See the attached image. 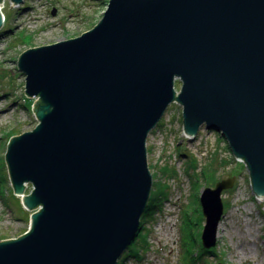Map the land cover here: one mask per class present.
I'll list each match as a JSON object with an SVG mask.
<instances>
[{
  "label": "water",
  "instance_id": "1",
  "mask_svg": "<svg viewBox=\"0 0 264 264\" xmlns=\"http://www.w3.org/2000/svg\"><path fill=\"white\" fill-rule=\"evenodd\" d=\"M18 68L40 123L5 159L14 194L40 210L0 241V264H118L151 198L147 137L173 103L189 139L225 138L264 199V0H109L92 29L31 47ZM234 182L201 191L205 249Z\"/></svg>",
  "mask_w": 264,
  "mask_h": 264
},
{
  "label": "rangeland",
  "instance_id": "2",
  "mask_svg": "<svg viewBox=\"0 0 264 264\" xmlns=\"http://www.w3.org/2000/svg\"><path fill=\"white\" fill-rule=\"evenodd\" d=\"M108 2H0L6 21L0 30V241L25 234L31 214L40 210L28 211L15 198L5 159L11 137L31 131L39 123L33 108L37 98L25 93V76L18 68V58L31 47L53 44L92 29L101 20ZM5 25L9 31H4ZM175 86L179 91L181 81L177 80ZM182 110L180 104H171L147 137V159L153 177L151 197L155 191L160 195L165 192V196H161L152 212L146 214L148 209L145 210L140 235L118 264H264V200L256 199L246 164L238 162L228 142L215 130L202 127L195 139H189L184 133ZM182 149L185 155L181 154ZM210 164L217 167V177L232 176L235 183L222 195L227 207L217 243L211 252L200 257L202 250L190 243L187 233L192 229L201 235L203 230L204 219L200 223L194 209L197 210L201 190L207 186L199 174ZM27 188L25 195L33 187L29 184ZM148 205L150 208V201ZM186 211L192 212L191 227H185ZM199 239L201 243L200 236ZM184 242L192 246L197 259L184 254Z\"/></svg>",
  "mask_w": 264,
  "mask_h": 264
},
{
  "label": "trees",
  "instance_id": "3",
  "mask_svg": "<svg viewBox=\"0 0 264 264\" xmlns=\"http://www.w3.org/2000/svg\"><path fill=\"white\" fill-rule=\"evenodd\" d=\"M7 27H6V25H5V27H4V31H9L8 29H6ZM15 135V134H14ZM13 135V136H14ZM185 153H186V151H184L183 149H182V152H181V154L182 155H185ZM194 162H195V158H194ZM193 162V163H194ZM195 164V163H194ZM196 167H197V164L195 165V169H196ZM213 165H211L210 164V168L208 167V168H206V171H202L199 175L201 176V174H202V177H204V179H205V181H206V185L207 186H209V187H213L219 180H221L222 179V177H217L216 176V171H217V167H213ZM230 175H232V173L230 174ZM199 182V177H198V179L196 180V183H198ZM13 191V190H12ZM163 194H164V196H165V192H163ZM163 194L162 195H160L159 193H157V191H155V194L153 193V196L150 198V205H151V207L149 208V205H148V207H147V209H148V211L146 212V214H148V213H150V212H152V210H154V208L156 207V205H157V203H159L160 201H161V196H163ZM15 196V195H14ZM15 198L19 201V203L21 204V201L19 200L20 198H18V197H16L15 196ZM225 203V202H224ZM149 204V203H148ZM22 205V204H21ZM198 206H199V204H198ZM197 206V210H195L194 209V213L195 212H198L199 213V222L201 223L202 221H203V216L201 215V208L200 207H198ZM225 207H227V203H225ZM186 214L188 215L187 216V218H186V223H185V227H191L192 226V221H191V214H192V212H188V211H186ZM145 215V214H144ZM143 215V216H144ZM143 216H142V218H143ZM141 225L142 224H140V227H141ZM141 231V230H140ZM138 235H140V232H139V234ZM199 236H200V233L197 235V234H195V233H193L192 232V229H191V231L190 232H188L187 233V237H189L188 239H189V241H190V243L191 244H193V243H195V245H197L198 246V248L200 249V250H202V254H200V257L201 256H203V254H205V253H208V252H211L210 250H208V249H205V248H203L202 247V245H201V243H200V239H199ZM143 238H144V236H142ZM184 241V240H183ZM185 243V251H184V254H187L188 256L189 255H192L193 256V258H196V256L194 255V252H193V250H192V246L191 245H189V247L187 246V243L186 242H184ZM189 243V244H190ZM135 244V243H134ZM133 250V249H132ZM199 257V256H198ZM197 259V258H196ZM195 259V260H196Z\"/></svg>",
  "mask_w": 264,
  "mask_h": 264
},
{
  "label": "bare ground",
  "instance_id": "4",
  "mask_svg": "<svg viewBox=\"0 0 264 264\" xmlns=\"http://www.w3.org/2000/svg\"><path fill=\"white\" fill-rule=\"evenodd\" d=\"M2 1V0H1ZM0 1V2H1ZM3 9H4V7H0V12L3 14V16H4V19H5V13H4V11H3ZM177 81V80H176ZM176 81H175V85H176ZM40 123V122H39ZM38 123V124H39ZM8 167V166H7ZM9 170V169H8ZM9 173V172H8ZM9 177H10V175H9ZM28 189L29 188H26V191H28ZM31 191H32V188L30 189ZM257 200L258 201H262L263 199L262 198H259V197H257ZM264 213V212H263ZM142 221V220H141ZM140 224H141V222H140ZM218 228H220V229H222V223L221 224H219V227ZM139 234V233H138ZM137 234V235H138ZM218 235H219V233H218ZM220 235H221V233H220ZM136 238H137V236H136ZM136 238L134 239V241L136 240ZM204 248V247H203Z\"/></svg>",
  "mask_w": 264,
  "mask_h": 264
},
{
  "label": "built area",
  "instance_id": "5",
  "mask_svg": "<svg viewBox=\"0 0 264 264\" xmlns=\"http://www.w3.org/2000/svg\"><path fill=\"white\" fill-rule=\"evenodd\" d=\"M256 199H257V197H256Z\"/></svg>",
  "mask_w": 264,
  "mask_h": 264
}]
</instances>
